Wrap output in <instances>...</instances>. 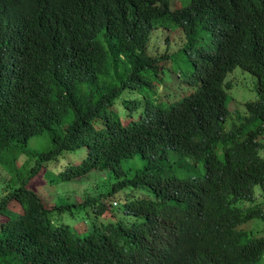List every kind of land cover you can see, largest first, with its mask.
Masks as SVG:
<instances>
[{
	"label": "trees",
	"instance_id": "1",
	"mask_svg": "<svg viewBox=\"0 0 264 264\" xmlns=\"http://www.w3.org/2000/svg\"><path fill=\"white\" fill-rule=\"evenodd\" d=\"M169 24L185 42L149 53L153 29ZM199 27L214 47L194 49ZM183 50L185 67L173 68ZM235 67L255 76L256 95L226 128L225 78ZM174 74L188 90L157 97ZM138 88L144 103L123 104L130 116L142 104L140 116L123 124L111 106ZM43 133L52 146L30 151L34 164H18V150L7 164L8 147ZM263 133L264 0H190L173 9L169 0H0V264H264V226L243 227L264 219V198L255 195L264 194ZM81 147L84 158L60 180L92 169L121 177L120 162L139 156V171L117 185L146 187L152 197L127 199L106 221L104 201L117 188L87 193L77 204H89L93 222L82 233L55 223L52 212L74 203L41 196L32 179L44 161ZM169 150L201 161L204 172H149ZM11 199L21 212L8 207Z\"/></svg>",
	"mask_w": 264,
	"mask_h": 264
},
{
	"label": "rangeland",
	"instance_id": "2",
	"mask_svg": "<svg viewBox=\"0 0 264 264\" xmlns=\"http://www.w3.org/2000/svg\"><path fill=\"white\" fill-rule=\"evenodd\" d=\"M189 2L190 0H169L170 7L172 9L186 5ZM167 27L168 29H162V26L153 29L152 38L147 47V51L149 53L163 52L167 46L168 48L166 49L169 52H173L185 42V35L181 29L174 27L172 24H169ZM194 36V49L200 47L210 49L214 47L210 34L207 30L199 27ZM184 47L186 48V46ZM186 55L187 54L184 50L175 54L173 56V68H184L186 64ZM166 62V58L160 60V63ZM229 80H231L232 86L228 89L227 105L231 111V114L225 121L226 128H228L233 121H236L237 113L241 114L244 112V102L246 100L255 98L256 95V79L251 73L244 71L239 67H235L232 71H229L225 78L226 82ZM179 81H181L180 78H177L175 74L173 78L168 77L167 79H164V81H161L158 85L157 91L159 94L157 97L164 95L167 92H174L173 95L175 97L181 96L184 91L188 90V88L182 85ZM142 93L145 94V90L143 88L124 89L119 94V96L115 98L111 109L117 113L123 124H126V122L131 118L138 119L143 108V105L141 104V106L137 108L134 113H131L132 116H130L128 113V108L123 104V99L139 97L144 103ZM165 97L167 96L164 95L163 98ZM69 117H71V115H69ZM95 125H99V122H95ZM260 139L262 142H264V133L260 136ZM51 146L52 142L48 134L43 133L30 138L23 146L17 144L16 146L8 147V149L4 152V156L7 159V164H10L12 162L13 155L18 150L19 153L16 156V162L18 164H21L24 160H26V158L30 160L28 164H34L37 159V155L30 153V151H39ZM260 152L264 154V148L260 150ZM85 154L86 147L68 151L61 150L56 156L44 161L41 164V168L37 171L39 174H37L35 178L32 179V183L30 185H33L34 189L37 190L41 196H46L49 200H53V202L60 201L62 198H65V201L74 203L70 207L72 213L70 209L60 212L55 210L52 212V217L55 220V223L68 224L73 230L77 232L80 231L79 233H82L81 230L83 231L84 228H86V223L90 225L93 221H91L92 212L89 204H77V200L84 199L86 197L85 194L87 193L96 194V191L108 192L112 191L115 187L117 190L114 191V193L110 196V200L120 203L129 194V190L126 188H132V186L126 185L119 188L117 185L118 181L123 180L126 177H132L136 172V168L142 166V160L140 157L135 156L133 158L124 159L120 162L121 167L125 170V174L121 177L117 176L116 173L106 169H92L85 176L77 177L72 180H60L58 178L60 171L70 164L81 162ZM188 163L191 164L189 168ZM43 165L45 167H43ZM160 167L161 168H157L155 170H149V172L152 174H158L160 176H166L171 173H175L179 176L200 175L204 172V166L201 161L195 162L192 157L180 156L178 153L172 150L167 152L166 161H164ZM6 179L7 177L5 175L4 169H0V196L5 192L4 185L6 184ZM256 187L257 186H255V188ZM133 192L138 197H152V193L143 187H138L136 190H133ZM257 194L258 196L256 201L260 202L261 199L264 198V194H260L259 191H256L255 195ZM7 205L13 211H22L21 205L15 199L8 201ZM121 210V204L115 207V211ZM102 213L107 216L111 215V211L109 209L103 210ZM96 221L101 220L96 219ZM263 226L264 219L261 218H255L243 225V227L252 231L261 229Z\"/></svg>",
	"mask_w": 264,
	"mask_h": 264
},
{
	"label": "clouds",
	"instance_id": "3",
	"mask_svg": "<svg viewBox=\"0 0 264 264\" xmlns=\"http://www.w3.org/2000/svg\"><path fill=\"white\" fill-rule=\"evenodd\" d=\"M165 29H168V28H165ZM175 29V28H174ZM136 98H139V97H136ZM129 99H133V98H129ZM143 100H144V96H143ZM99 170V169H98ZM106 170H108V169H106ZM139 170H138V168H136V172H135V174L138 172ZM134 174V175H135ZM86 175V174H85ZM84 175V176H85ZM133 175V176H134ZM132 176V177H133ZM129 178H131V177H129ZM130 186H132V185H130ZM139 186H137V187H135V186H132V188H126L127 190H129V194H128V196L126 197V198H124L120 203L119 202H114V200H110V197H106L105 198V201H104V203H105V207L107 208V209H109L110 211H111V213H114V214H121L122 212H123V203L127 200V199H133V198H141V197H138L134 192H133V190H136L137 188H138ZM143 188H146V187H143ZM147 190H149L148 188H146ZM150 191V190H149ZM151 192V191H150ZM145 196V195H144ZM143 197V196H142ZM145 197H147V196H145ZM125 200V201H124ZM119 204H121L122 205V210L121 211H115V207L116 206H118ZM105 218H106V221H108V220H110V219H115L114 217H112V216H105Z\"/></svg>",
	"mask_w": 264,
	"mask_h": 264
}]
</instances>
